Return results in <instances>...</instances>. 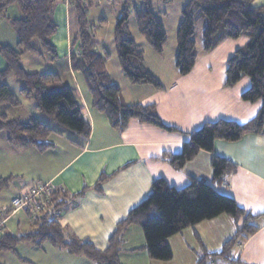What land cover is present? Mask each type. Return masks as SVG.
Instances as JSON below:
<instances>
[{
  "label": "crops",
  "instance_id": "obj_1",
  "mask_svg": "<svg viewBox=\"0 0 264 264\" xmlns=\"http://www.w3.org/2000/svg\"><path fill=\"white\" fill-rule=\"evenodd\" d=\"M121 4V0H95L89 5L87 19L93 25L95 50L103 57L110 81L119 87L124 102L155 106L163 124L177 132H167L136 120H131L124 131L116 132L102 114L91 108L83 80L70 67V42L75 37L77 25L71 17L68 0H57L52 15L57 32L50 38V43L57 58L55 61L49 56L40 58L45 59L44 71L40 73L54 74L68 87L79 113L90 125L89 138L83 141L72 134L68 136L59 128H52L58 139L52 141L56 148L40 154L31 147L10 145L7 135L0 132V179L13 178L8 188L0 192L8 191L10 196L5 203H0V208L9 207L14 195L32 182L52 184L70 196L84 190L74 205L62 212L59 224L66 238L88 240L99 251L107 249L116 225L147 199L154 180L162 178L176 189L184 188L191 178L210 181L211 154L208 152L201 151L180 170H174L162 161L165 154L180 153L183 143L188 141L187 134L207 122L230 120L245 124L259 109L258 104L245 103L240 98L249 87L248 79L243 78L233 88L224 87L226 62L237 49L247 44L245 38L225 40L209 54L197 49L196 65L186 76H180L174 66L175 36L167 38L161 55L155 54L144 40L137 48L143 52L145 68L156 77L163 90L129 84L121 72L113 38ZM21 17L20 9L11 6L0 18V46L16 47L17 36L8 20ZM27 54L31 53L24 55ZM4 68L5 62L0 56V71ZM10 77L13 76L4 81L8 88ZM21 88L22 83L19 93ZM19 102L18 108L23 107V102ZM213 154L236 167L235 173L226 177L216 191L232 198L245 215L256 217L253 224L257 230L232 247L230 262L218 257L206 260L205 264H264V127L263 135L247 134L234 143L215 141ZM61 155H65L64 158ZM101 174L109 179L98 192L94 186ZM241 223L242 220L236 224L230 216L223 214L182 230L166 241L172 253V259L167 262L151 260L144 251L141 228L130 225L122 234L119 263L197 264L204 254L220 253ZM30 229L31 222L24 213L9 217L2 226L3 233L13 236L29 233ZM28 247L44 254L42 264H93L83 256L70 255L49 243Z\"/></svg>",
  "mask_w": 264,
  "mask_h": 264
},
{
  "label": "trees",
  "instance_id": "obj_2",
  "mask_svg": "<svg viewBox=\"0 0 264 264\" xmlns=\"http://www.w3.org/2000/svg\"><path fill=\"white\" fill-rule=\"evenodd\" d=\"M152 1L121 0V11L115 22L113 38L119 66L128 83L148 85L160 91L163 90L162 85L145 68L143 52L137 48L129 30V20L133 17L138 33L144 37L151 50L157 55L162 54L167 37L163 25L153 12ZM252 1L187 0L180 12L181 19L175 33L174 66L180 76L190 74L196 65L198 52L193 36L195 25L200 20H204V54L211 53L228 39L245 37L247 40V44L237 49L226 62L224 87L233 88L243 78L248 79L249 87L240 98L245 103L259 105L255 117L245 124L230 120L207 122L187 134L188 141L183 143L180 153L165 154L162 158L174 170H180L201 151L208 152L211 154L210 181L191 178L184 188L176 189L162 178L154 180L147 199L116 225L105 251L95 249L88 240L66 238L59 219L46 214L31 222L29 233L18 236L3 233L0 236V253H15L20 244L41 247L49 243L70 255L83 256L93 264H120L118 255L122 234L128 226L136 225L143 232L144 251L148 257L167 262L172 259L166 244L168 238L224 214L230 216L236 224L242 220L240 228L233 239L223 245L220 253L204 254L197 264H205L206 260L218 257L230 262L232 247L256 232L257 227L253 224L256 217L245 215L232 198L216 191L226 177L235 173L236 167L227 159L214 155L213 145L217 140L234 143L247 134L263 135L264 6L253 7ZM56 3L57 0H0V18L5 16L11 6H17L22 15L19 20H8L17 36L16 47L0 46V56L5 62V68L0 71V107L20 106L19 100L4 84L7 77L13 76L22 83L21 96L32 101L38 113L57 128L86 141L91 128L79 113L68 87L54 74L29 73L21 65V58L26 53L39 58L47 55L51 61L56 60L55 48L50 43V38L57 32L52 18ZM68 3L71 17L77 25L75 37L70 42V67L83 80L91 108L102 114L116 132L124 131L131 120L167 132H177L175 128L163 124L155 106L128 105L124 102L119 87L110 81L103 57L95 50L93 25L87 19L89 5L83 0H68ZM0 132L7 135V142L12 146L31 147L40 154L56 148L50 141V137L55 135L54 129L34 117L21 122L0 114ZM108 179L101 174L94 189L100 192L101 186ZM12 180L11 177L0 179V192L7 189ZM83 193L84 190L70 196L64 190L53 187L50 207L65 211ZM0 212V219L6 218L10 208H0Z\"/></svg>",
  "mask_w": 264,
  "mask_h": 264
},
{
  "label": "rangeland",
  "instance_id": "obj_3",
  "mask_svg": "<svg viewBox=\"0 0 264 264\" xmlns=\"http://www.w3.org/2000/svg\"><path fill=\"white\" fill-rule=\"evenodd\" d=\"M95 0H83L87 5L92 4ZM187 0H153L152 1V9L157 18V20L163 25L164 31L166 33V37L168 40L170 37H174L178 23L180 22L181 16L180 12L184 7ZM253 7H263L264 0H253L252 4ZM132 8L130 7V11ZM204 27V20H200L195 25L194 31V40L197 44V49H202V31ZM129 30L133 40L135 41L138 47L145 42L144 37L140 35L137 31L136 24L134 22L133 17H130L129 20ZM245 38V37H244ZM167 43V42H166ZM47 56V55H46ZM46 58V57H45ZM43 60L36 57L35 55L27 54L24 55L22 58V63L27 72H42L43 70ZM9 89L11 90L12 94L23 102V107L21 108H12L9 105H3L1 107L2 113L12 117L14 119H20L19 121L25 122L27 121L32 115L34 118L40 119L44 125H47L51 128L58 129L53 123H51L46 117L41 115L40 113L36 112L30 101H26L19 93L21 82L16 80L13 77H10L8 80ZM60 130V129H59ZM65 132V131H64ZM68 136H71V133L65 132ZM73 135V134H72ZM76 137L75 135H73ZM50 141L57 142L58 139L55 135L50 137ZM64 158L65 155H61ZM35 182H32V184ZM37 183V182H36ZM41 184V183H40ZM9 192L4 191L0 194V203H5V200L9 199ZM8 219V218H6ZM4 218L1 221H6ZM60 219V218H59ZM0 221V222H1ZM30 244H20L16 249L15 253L13 252H2L0 253V264H42V260L44 259V254H40L38 249H34L31 247Z\"/></svg>",
  "mask_w": 264,
  "mask_h": 264
},
{
  "label": "built area",
  "instance_id": "obj_4",
  "mask_svg": "<svg viewBox=\"0 0 264 264\" xmlns=\"http://www.w3.org/2000/svg\"><path fill=\"white\" fill-rule=\"evenodd\" d=\"M52 189V184L29 183L23 191L12 198L9 205L10 213L6 218L17 213H24L30 222L46 214H50L53 218L59 219L63 211L50 207ZM3 224L4 221H1L0 236L3 234Z\"/></svg>",
  "mask_w": 264,
  "mask_h": 264
}]
</instances>
